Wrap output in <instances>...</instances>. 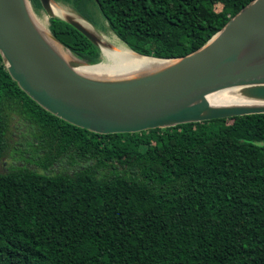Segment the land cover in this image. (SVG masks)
<instances>
[{"label": "trees", "instance_id": "1", "mask_svg": "<svg viewBox=\"0 0 264 264\" xmlns=\"http://www.w3.org/2000/svg\"><path fill=\"white\" fill-rule=\"evenodd\" d=\"M60 1L133 51L174 59L253 0ZM49 20L61 45L101 61L71 23ZM11 112L36 129L46 155L42 171L0 172V264H264V114L95 133L39 105L0 52V159ZM65 155L85 165L49 172Z\"/></svg>", "mask_w": 264, "mask_h": 264}, {"label": "water", "instance_id": "2", "mask_svg": "<svg viewBox=\"0 0 264 264\" xmlns=\"http://www.w3.org/2000/svg\"><path fill=\"white\" fill-rule=\"evenodd\" d=\"M55 1L40 0L48 18L68 21L103 53L93 31L54 12ZM33 9L31 0H0V52L23 91L69 123L100 134L136 133L264 114V0L250 2L201 48L183 57L156 58L134 51L168 62L124 78L78 72L80 66L100 62L90 65L77 56L65 57L56 38L37 25ZM229 88L240 89L258 104L210 103V94Z\"/></svg>", "mask_w": 264, "mask_h": 264}, {"label": "rangeland", "instance_id": "3", "mask_svg": "<svg viewBox=\"0 0 264 264\" xmlns=\"http://www.w3.org/2000/svg\"><path fill=\"white\" fill-rule=\"evenodd\" d=\"M54 8L56 12L59 10V8H61V10H64L63 15L58 14L61 17L71 18L74 21L83 20L85 22L92 24L88 20L83 19V17L70 4L66 2L56 0ZM220 8L221 6L217 4V9ZM33 14L35 17L42 20V22L44 23V32L52 37L50 30V20L48 18L47 13L42 8L36 9L34 7ZM105 25H106V30H102L100 27H96L93 25L94 26L93 33H95L94 35L98 37L97 39L99 40V44L101 47L103 45L112 46L110 42L104 40L103 36L107 37L110 41L115 43L123 42L108 27L107 23H105ZM56 44L58 45V47L60 46V48L65 49V47H62L60 44L58 43ZM67 51L71 52L70 50ZM72 55L75 56L73 53ZM136 56L138 57V60L141 61L144 69H148L149 67H152V64H155L153 60H157L151 57L139 56L138 54H136ZM68 59H70V57ZM105 60H106L105 56L103 55V53H101V61L98 65L95 66H99L100 64L104 63ZM103 68L110 70V68L107 67H103ZM35 132L36 129H34L31 126L30 122L26 120L20 113L11 112L10 129L8 132L9 146L5 156L2 159H0V172H7L10 169L15 168L17 166H23V167L25 166L28 168L38 169L41 171L43 170L40 162L42 161V158L46 155V150L43 147L40 138L37 137ZM84 165L85 163L83 161H77V159L74 161L73 159L65 155L49 168V172L52 173L66 172L71 174L76 170L82 168Z\"/></svg>", "mask_w": 264, "mask_h": 264}, {"label": "bare ground", "instance_id": "4", "mask_svg": "<svg viewBox=\"0 0 264 264\" xmlns=\"http://www.w3.org/2000/svg\"><path fill=\"white\" fill-rule=\"evenodd\" d=\"M54 5L55 3H53L54 12L56 14L63 15L64 10H61V8H59V10L56 12ZM35 19L40 29L44 31V23L42 22V20H40L37 17H35ZM75 22H77L78 24H80L81 26H83L84 28L90 31H94V26L88 22H85L83 20H79ZM103 38L104 40L112 44V46L111 45L102 46L103 55L105 56V59H106L104 63L100 64L99 66H89V65L80 66L77 68L78 72L84 75H87V76H92V77H97V78H124V77L135 76L139 73L156 69L168 62L167 60H164V59L153 60L155 64H152V67H149L148 69H144L141 61L138 60V57L136 56L137 53L132 51L129 48V46L125 43V41L120 42V43H115V42L110 41L105 36H103ZM58 48L60 49L61 53L65 57L67 58L70 57L71 59L74 58L72 53L67 51L69 49L65 48L67 49L65 50L63 48H60V46ZM103 67L110 68V70L105 69ZM208 100L214 106L258 104L257 102L250 100L249 98L244 96L241 90L238 88H229V89H224V90L214 92L208 96Z\"/></svg>", "mask_w": 264, "mask_h": 264}]
</instances>
